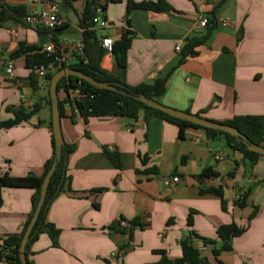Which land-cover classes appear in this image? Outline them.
Returning a JSON list of instances; mask_svg holds the SVG:
<instances>
[{
    "label": "crops",
    "instance_id": "0c3cea01",
    "mask_svg": "<svg viewBox=\"0 0 264 264\" xmlns=\"http://www.w3.org/2000/svg\"><path fill=\"white\" fill-rule=\"evenodd\" d=\"M87 1L61 0L59 15L66 28L56 36L25 24L0 26V120L13 116L8 108L28 111L38 105L28 119L0 128V175L42 174L52 150L51 114L45 80L36 77V87L31 84L25 49L53 38L69 45L80 40L81 12ZM165 1L174 10L134 8L126 15L122 0L98 11L106 21L97 30L99 36L115 40L124 29L131 32L124 82L150 84L170 71L165 91L155 97L163 105L217 122L234 115L264 116V0ZM2 3L25 9L35 6L29 0ZM201 17L207 19L204 27L199 25ZM219 19L227 20V25L221 26ZM208 29L205 41L194 46L195 53L182 58L186 40ZM16 50L19 53L12 56ZM9 62L14 80L4 75ZM71 62L73 57L66 64ZM100 68L111 74L118 71L113 53L104 51ZM65 95L57 92L61 102ZM64 110L60 132L64 143L75 145L66 160L70 188L65 184L46 210L45 220L58 229L56 244L47 233L38 234L27 250L29 261L148 264L159 259L155 250H164L169 258L180 257V240L186 239L211 264H264V156L248 169L242 163L243 153L223 136L209 138L204 129L192 125L184 126L180 135L177 122L156 115L145 119L144 111L127 119L117 115L84 118L77 112L71 117ZM107 151L116 153L120 167ZM204 168L215 170L217 176L199 179ZM175 175L178 181L172 182ZM210 187L220 189L221 196ZM32 190L0 189V248L8 235L22 229L31 210ZM239 196H244L242 204L236 203ZM119 219L135 221L130 234L109 228ZM231 221L246 229L230 237L231 248L214 259L212 249L222 244L217 229ZM0 264L10 263L1 258Z\"/></svg>",
    "mask_w": 264,
    "mask_h": 264
},
{
    "label": "trees",
    "instance_id": "16d2710c",
    "mask_svg": "<svg viewBox=\"0 0 264 264\" xmlns=\"http://www.w3.org/2000/svg\"><path fill=\"white\" fill-rule=\"evenodd\" d=\"M69 1V0H65ZM121 2L122 0H103L102 3L97 2L96 0H89L85 2L84 8L81 12L80 18V27L82 28L80 32V43L83 48V55H74L73 62L66 64L64 63L61 67L57 68L60 70L64 66L68 65L73 68H77L79 71H82L99 81H113L118 85V87L123 90L124 94L117 93L107 89H97V87L91 85L87 81L78 78L75 75H66L60 78L57 84V92L62 90L65 92V98L68 97L69 90L73 88H79L82 95L80 97H76L72 100L71 110H69V115L73 117V115L77 112L79 115L86 118L90 115L97 116H106V115H117L120 117H124L127 119H135L140 111H144L145 119L148 116L156 115L157 117L171 120L177 122L180 126V135L183 133V127L186 125L197 126V128H202L205 131V135L209 138L215 135H221L225 138L227 144L234 149L243 153L242 163L247 166L249 169L252 164L255 162L256 158L260 155L257 152L248 150L246 146L242 142H238L234 136L226 133L224 131H219L217 129L212 128H204L197 124L191 123L189 121L177 119L176 117L170 116L166 113H163L157 108L150 107L145 105L137 99L132 97V94L138 92L147 97L154 98L165 91L166 80L170 71L166 72L161 77H157L150 84H137L134 86L128 85L124 82L123 72L126 67V51L130 46V30L128 28L124 29L120 34V37L113 40V50L110 51L113 53L115 57L116 64L118 66V71L115 74L107 73L100 68V59L106 51L100 44L101 36L97 34V28L92 27L91 20L92 18L98 14L99 10H105L108 3ZM126 1V15L127 12L134 8H139L140 10H146L150 12H166L170 10H174L173 7L165 0H125ZM26 9L24 6L20 5H0V26L12 22L19 23V25H23V17L25 15ZM128 18H126V23H128ZM213 22V18H209V23ZM66 27L61 23L58 24L55 28L50 29L53 36L60 34V32ZM210 29L206 33H204L200 37H190L186 40L185 46L182 49V58H184L188 54L195 53L194 46L197 44H202L208 36ZM54 39V38H53ZM42 46L38 47V45H31L25 49L26 52V65L30 70V79L33 87H36L37 84V76L31 70L34 63L40 64L43 61H46L49 57H47L44 53L40 52ZM22 51V49H20ZM24 51V50H23ZM19 53L18 50L12 53V56L17 55ZM55 69V70H57ZM52 72H48L43 78L46 82V86L48 89L49 79L52 75ZM46 89V97L47 103L51 110V104L48 96V91ZM64 98V99H65ZM59 114L60 117L63 115V106L62 102L59 101ZM12 113V117L7 120H0V128H8L13 125H17L18 123L26 120L30 117L32 113L38 109V105L34 104L31 109L28 111H24L23 107L19 108H8ZM222 123L229 124L237 128V130L241 131L245 134V136L252 142H255L259 145H263L264 143V116L258 115H234L231 118L223 121ZM49 132H50V142H51V155L44 162L42 174L36 176L33 173H27L21 177L11 176L8 173H4L0 175V189L2 187H14V188H23L28 187L32 188L31 194V210H29L24 225L20 232L16 235H8L3 240V247L0 248V259L5 258L10 264H21L18 259L17 249L19 248L20 240L24 230L26 229L28 222L31 218L33 210H35L39 190L41 188V184L43 178L51 167L54 160V150H55V142L52 133L51 119L48 121ZM75 147L74 144H66L62 146V150L60 153V159L56 164V169L53 170L50 175V179L48 182L47 190L45 191L44 203L42 205L41 210H39L37 219L35 224L33 225V229L30 231L29 239L26 244L25 255L27 258V250H29L30 243L32 240H35L38 234L45 232L47 233L53 240V244H56V239L58 236V229L54 226L52 222L45 220L46 210L48 209L50 201L57 195L60 190L64 189L65 184H67L66 188H70V176L66 174L67 170V155L73 150ZM108 158L117 166L120 167V161L115 152H106ZM217 172L211 168H204L200 174L197 175L199 179L211 176H217ZM209 191H214L216 195L221 196V190L216 189L214 187L208 188ZM241 196L240 199L237 200L236 203L242 204L243 199ZM242 199V200H241ZM2 203V199L0 196V206ZM222 208L224 207V200L221 198ZM121 221L127 222V225H121ZM190 222V219L188 218ZM135 226V221L132 222L126 221L124 219H119L115 222H112L109 225V228L118 230L120 233H125L127 231L130 234ZM246 229V226H238L234 221H231L227 224L220 225L217 229V236L222 241V244L219 248H213L212 253L214 259H216L217 255L222 251L229 250L231 248L230 237L241 235ZM210 241V240H208ZM180 247L182 254L178 258H169L164 250H155L154 253L159 255V259L156 262H151L148 264H211L208 256L203 255L199 249L194 247V245L186 240H180ZM29 264H33L28 260Z\"/></svg>",
    "mask_w": 264,
    "mask_h": 264
},
{
    "label": "water",
    "instance_id": "95a60500",
    "mask_svg": "<svg viewBox=\"0 0 264 264\" xmlns=\"http://www.w3.org/2000/svg\"><path fill=\"white\" fill-rule=\"evenodd\" d=\"M66 75H75L78 78L83 79L87 81L88 83H90L91 85L97 87V89H107V90H111L117 93L124 94L123 90H121L118 87V85L114 83L113 81H99L98 79L82 71H79L77 68H73L68 65L64 66L60 70L57 69L52 73L49 79L47 91H48V96H49V100L51 104V110H50L51 126H52L53 138L55 142L54 160H53L51 167L49 168V170H47L43 178L41 188L39 190V196H38L36 208L35 210H33V213L28 222V225L22 234L19 248L17 249L18 259L21 264H29V262L27 261L26 255H25L26 244L29 239L30 231L33 229V225L36 222L39 210H41L42 205L44 203L45 191L47 190L50 175L52 174L53 170L56 169V164L60 159V153L62 150V146L64 145V141H63V138L60 132L61 130L60 114H59L60 107H59V99L57 97L56 90H57V84L60 78ZM132 97L137 99V101L145 105H148L153 108H157V110H160L163 113H166L170 116L176 117L177 119L189 121L191 123L197 124L204 128H212V129H217L219 131H224L226 133H229L230 135L234 136L238 142H242L248 150L257 152L260 155H264V145H259L255 142L250 141L245 136L244 133L237 130V128L234 126H231L229 124L222 123V122L208 120L206 118L197 116V114H193L187 111L177 110V108L163 105L159 103L156 99L147 97L138 92L132 94Z\"/></svg>",
    "mask_w": 264,
    "mask_h": 264
},
{
    "label": "built area",
    "instance_id": "2783aa9c",
    "mask_svg": "<svg viewBox=\"0 0 264 264\" xmlns=\"http://www.w3.org/2000/svg\"><path fill=\"white\" fill-rule=\"evenodd\" d=\"M2 2H4V0H0V5L3 4ZM29 2L35 4V6L26 9L23 17L25 25L39 30H50L62 23L59 15L61 0H29ZM218 21L221 26H225L228 23L227 20L224 19H219ZM91 23L92 27L97 29H102L106 26V21L99 14H96L92 18ZM206 24L207 19L205 17H201L199 19V25L204 27ZM100 44L106 52L113 50V39L108 35L101 36ZM175 48L180 50L179 44H177ZM82 50L83 48L79 39L71 45L58 39H51L47 43L43 44L40 49V52L44 53L49 58L46 61L41 62L39 65L34 63L31 70L38 78L43 79L48 72H52L53 70L61 67L74 55H83ZM3 71L6 79L14 80L13 65L11 62L6 64ZM81 95L82 93L77 87L69 90L68 97H66L62 102V106L65 109L64 111L69 112V110H71L72 100L76 97H80ZM21 100L24 102L25 98L22 97ZM171 179L172 182L178 181L176 175L172 176ZM240 198L241 196H239V199ZM120 223L121 225H127V222L125 221H121Z\"/></svg>",
    "mask_w": 264,
    "mask_h": 264
}]
</instances>
